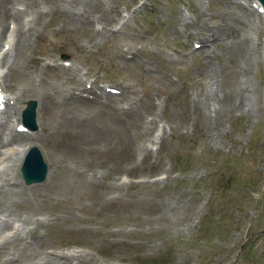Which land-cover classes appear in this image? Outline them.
Returning a JSON list of instances; mask_svg holds the SVG:
<instances>
[{
    "label": "rangeland",
    "instance_id": "374dc122",
    "mask_svg": "<svg viewBox=\"0 0 264 264\" xmlns=\"http://www.w3.org/2000/svg\"><path fill=\"white\" fill-rule=\"evenodd\" d=\"M251 3L35 0L43 17L25 26L7 92L23 108L68 94L35 118L37 138L17 141L36 144L49 172L4 194L0 243L24 261L21 237L91 264H264V17ZM214 27L221 40L206 43ZM31 83L34 95L18 93ZM32 209L46 217L33 230L17 221Z\"/></svg>",
    "mask_w": 264,
    "mask_h": 264
},
{
    "label": "bare ground",
    "instance_id": "6f19581e",
    "mask_svg": "<svg viewBox=\"0 0 264 264\" xmlns=\"http://www.w3.org/2000/svg\"><path fill=\"white\" fill-rule=\"evenodd\" d=\"M20 2L23 7L22 9L17 8L13 9V6L11 5V0H0V89L5 90L7 88V85L5 83V79L7 77H11L14 72L18 68L22 66L24 57H25V48L28 45L27 36L29 34H26V32L29 31V28H26L25 26H29V24L32 21H35V19L40 20L43 17V12L38 8H34L35 6V0H16ZM16 4V3H15ZM18 4V3H17ZM254 7H259L258 3L254 1V3H251ZM246 6V5H245ZM258 10V8H257ZM29 12L32 13L33 17L30 19L26 18L20 21V16L23 14H28ZM260 15L264 17V12H258ZM9 17H12L11 21L14 24L15 30L8 31L6 33V29L3 26V22L5 19H8ZM16 22H22L24 26L21 27V24L17 26ZM16 24V25H15ZM204 24H201L200 27H203ZM13 27V26H12ZM7 28L10 29V23ZM214 32H212V35L210 37L206 38V43H214L221 40V33L220 29L218 27L213 28ZM211 30V31H213ZM206 45L203 43V46ZM208 63V62H207ZM207 65V64H206ZM208 67V66H207ZM209 68V67H208ZM210 69V68H209ZM204 76L207 77V79L214 81V73L210 70V73L207 71H204ZM32 80V79H31ZM207 88V86H205ZM18 93L23 94L24 92L30 94L31 96L34 95V88L32 86V83L27 85H21L17 88ZM1 92V91H0ZM3 92V91H2ZM36 94V93H35ZM68 93H65L61 89H54L52 93L44 92L41 95H39L36 100V121H38L39 118H44L49 120L50 112L53 111L56 107H61L63 104H65V100L67 99ZM107 95L106 97H108ZM205 99L209 101L211 98V95L209 94L208 90L204 93ZM111 97V96H110ZM209 104V103H208ZM3 105L5 108L0 111V147L2 146H9L8 148H5L4 151L0 150V170L4 169L5 167L8 169L9 165L10 168L12 166L13 161L11 160L18 157V155L24 156L27 152L28 148L31 145H36L34 143H17L20 140L24 138H32L38 137V134L35 132H18L16 131V126L19 123L20 120V111L23 108L21 103L17 100V96L10 93V95H6V99L3 101ZM208 109L210 111V108L208 106ZM59 110V109H58ZM60 110V114H61ZM40 124V123H39ZM41 130L44 128L40 125ZM48 143L54 144L55 141L50 136L48 137L47 141ZM146 140V139H145ZM142 140L140 144L136 147V151H142L145 153V158L148 157L149 152L147 151L144 141ZM141 145V146H140ZM22 157L17 161V163L14 165L15 168H12L16 171V176L14 177L15 181L11 182L10 177H7L6 179H3L0 182V231L4 228V222L9 219L10 214L5 210L3 207H1V204L4 194L9 192L12 196L13 193L11 191L14 188V185H18L20 182L22 183V179L19 174V166L22 163ZM13 166V167H14ZM136 165L133 167L135 168ZM49 172V171H48ZM11 185V186H10ZM5 204V202H4ZM31 212H34L33 209L28 212V214L19 215L17 216V221H19L22 226H28L31 225V229L33 230L36 225L43 224L46 221V217L44 216H37V213L31 214ZM30 213V215H29ZM11 227V225H10ZM1 235V233H0ZM17 239H19L17 237ZM21 241H25V243H19V247L22 250H29L28 254L26 255V260L20 259L16 252L11 251V243H0V264H91L92 262V256L90 253L85 254H75L68 251H52L51 256L45 254L44 256H41L38 253H35V250L32 249V238L31 240L20 238ZM16 250V249H15ZM32 255V257H31Z\"/></svg>",
    "mask_w": 264,
    "mask_h": 264
},
{
    "label": "water",
    "instance_id": "95a60500",
    "mask_svg": "<svg viewBox=\"0 0 264 264\" xmlns=\"http://www.w3.org/2000/svg\"><path fill=\"white\" fill-rule=\"evenodd\" d=\"M264 8V0H257ZM35 101H29L28 107L23 113V122L31 128L35 127ZM47 171V165L43 161L39 150L32 147L28 153L22 167L21 172L26 183L43 180Z\"/></svg>",
    "mask_w": 264,
    "mask_h": 264
}]
</instances>
